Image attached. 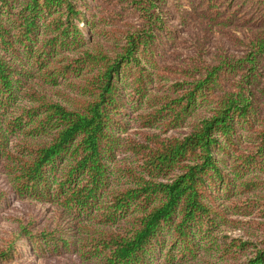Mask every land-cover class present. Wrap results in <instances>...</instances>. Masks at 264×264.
<instances>
[{
    "label": "trees",
    "instance_id": "trees-1",
    "mask_svg": "<svg viewBox=\"0 0 264 264\" xmlns=\"http://www.w3.org/2000/svg\"><path fill=\"white\" fill-rule=\"evenodd\" d=\"M0 171V264H264V0H0Z\"/></svg>",
    "mask_w": 264,
    "mask_h": 264
},
{
    "label": "rangeland",
    "instance_id": "rangeland-1",
    "mask_svg": "<svg viewBox=\"0 0 264 264\" xmlns=\"http://www.w3.org/2000/svg\"><path fill=\"white\" fill-rule=\"evenodd\" d=\"M0 190L10 191L8 180L1 171ZM7 199L6 204L0 207V244L2 243L1 239H9L11 234L19 231L20 224L23 227L33 226L35 230H53L61 226L65 232V223H58L59 211L54 206L29 199H16L11 195H8ZM18 245L20 247L26 246L24 240ZM22 261H33L34 264H98L95 261L84 260L78 254L70 252L63 253L58 257L48 255L38 260L28 247H26Z\"/></svg>",
    "mask_w": 264,
    "mask_h": 264
}]
</instances>
